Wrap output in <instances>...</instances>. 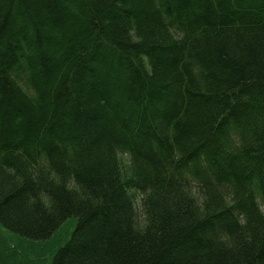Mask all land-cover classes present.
Segmentation results:
<instances>
[{"label": "trees", "instance_id": "1", "mask_svg": "<svg viewBox=\"0 0 264 264\" xmlns=\"http://www.w3.org/2000/svg\"><path fill=\"white\" fill-rule=\"evenodd\" d=\"M0 264H264V0H0Z\"/></svg>", "mask_w": 264, "mask_h": 264}, {"label": "rangeland", "instance_id": "2", "mask_svg": "<svg viewBox=\"0 0 264 264\" xmlns=\"http://www.w3.org/2000/svg\"><path fill=\"white\" fill-rule=\"evenodd\" d=\"M138 202H139V201H137V211H138ZM137 216H138V217H137V220L139 221V222H137V223L140 224V218H139V217H140V212H137Z\"/></svg>", "mask_w": 264, "mask_h": 264}, {"label": "bare ground", "instance_id": "3", "mask_svg": "<svg viewBox=\"0 0 264 264\" xmlns=\"http://www.w3.org/2000/svg\"><path fill=\"white\" fill-rule=\"evenodd\" d=\"M257 207L258 208H262V204L259 203V205L257 204Z\"/></svg>", "mask_w": 264, "mask_h": 264}]
</instances>
